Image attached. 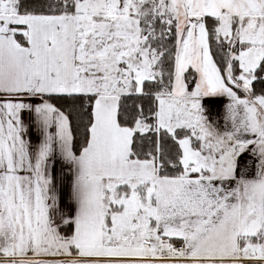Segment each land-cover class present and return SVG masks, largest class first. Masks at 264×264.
Returning <instances> with one entry per match:
<instances>
[{"label":"snow or ice","instance_id":"1","mask_svg":"<svg viewBox=\"0 0 264 264\" xmlns=\"http://www.w3.org/2000/svg\"><path fill=\"white\" fill-rule=\"evenodd\" d=\"M0 264H264V0H0Z\"/></svg>","mask_w":264,"mask_h":264}]
</instances>
